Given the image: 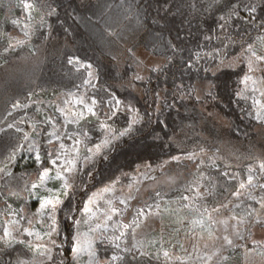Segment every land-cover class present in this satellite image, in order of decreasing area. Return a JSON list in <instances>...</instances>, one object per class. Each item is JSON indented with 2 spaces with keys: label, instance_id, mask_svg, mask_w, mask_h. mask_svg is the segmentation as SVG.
Here are the masks:
<instances>
[{
  "label": "trees",
  "instance_id": "trees-1",
  "mask_svg": "<svg viewBox=\"0 0 264 264\" xmlns=\"http://www.w3.org/2000/svg\"><path fill=\"white\" fill-rule=\"evenodd\" d=\"M24 2L33 5L44 25L37 27L31 44L9 51L17 42L9 36L12 21L23 14ZM50 10L55 14L48 15ZM262 34L264 0H0V123L31 96L75 89L78 73L70 58L95 68L92 96L120 102L108 121L115 132L127 129L133 118L140 121L77 175L57 212L62 247L45 264H72L77 222L98 189L177 155L213 149L223 137L249 155L264 149L258 142L259 136L264 142V128L257 129L236 95L247 65H234ZM139 49L163 60L162 65L144 73L135 57ZM88 132L89 144L102 139L95 122L88 124ZM21 138L14 131L0 133V160L17 154ZM47 151L42 148L45 159L39 166L28 162L14 175L39 173L49 165ZM202 171L213 180L212 198L224 193L221 170ZM183 191L181 186L173 195ZM255 209L253 204L241 214L249 218ZM97 251L101 259H110L107 264H156L147 258L133 261L127 254L125 261H112L122 252L111 245H99ZM26 255L23 246L2 249L0 264H18Z\"/></svg>",
  "mask_w": 264,
  "mask_h": 264
},
{
  "label": "rangeland",
  "instance_id": "rangeland-1",
  "mask_svg": "<svg viewBox=\"0 0 264 264\" xmlns=\"http://www.w3.org/2000/svg\"><path fill=\"white\" fill-rule=\"evenodd\" d=\"M14 21L15 23H13ZM42 21L41 18H36L33 7L24 8L21 17L12 21L13 27L9 36H14L17 42L10 45L8 50L31 44L37 27L44 25ZM261 37H264V34L251 44L258 54H264V41L260 39ZM248 47L241 51L238 59L234 62L235 67L247 65L249 54L245 52V49ZM135 57L144 73L149 68L159 67L163 63V60L150 56L143 49L137 50ZM78 60L84 65H89ZM69 65L78 73V84L75 89L64 90L50 96L42 94L31 96L26 104L29 107H25V105L13 106L9 111L12 115H9L8 112L0 123V133L14 131L22 134L17 154L8 162L0 160V237H3L4 227H11L10 221L13 220H19L16 227L28 228L34 233L38 232L42 237L38 240L35 235L26 236L21 231L13 233L15 239L12 237L0 239V250H7L15 246L25 248L28 255L19 259L18 264H45L49 260L41 253L51 249L53 256L55 250L62 247L59 233H54L51 238L56 241L57 246L55 247L51 244L49 236L45 234L50 230L49 226L52 221L48 218V210H43L42 216L39 214L41 212L40 202L41 199L52 196L64 201L68 196L61 195L64 190L60 187V181L57 180H47L43 186L32 188L33 184H41L39 176L44 168L39 173L14 175L17 168L28 162L40 165L35 161V154L27 151L31 140H35L40 145L41 155L44 147L48 151L54 150L58 145L46 143L47 133L53 130L48 120L51 118L56 122V127L61 128L63 132L64 116L67 115L71 119V113L80 110L81 106L74 104V100L80 97L89 103L91 99L97 101V115L91 116L85 112V119L81 120L79 124L74 123L67 126L69 132L80 133L79 139L83 141L78 145L81 159L84 155L90 154L87 149L95 150L96 145H101L109 132L117 133L110 127L108 121L112 112L117 113L118 111L119 105L116 103L118 100L102 99L100 101L91 95L97 82V72L94 67L90 65V68H80L78 65ZM260 67L264 68V65H260ZM89 71L93 73L91 77L88 75ZM246 73L256 80L264 79V72L259 68L254 72H248L247 67ZM88 80H91V83H88ZM241 80L238 90L244 88ZM249 88H251L250 82ZM246 95L249 96V99L241 100L239 98L243 103V110L247 112L249 119L257 123V129H263L264 123L255 119L256 106L253 105L252 98L260 99L264 103V97L251 91ZM58 108L63 111H57ZM92 122L96 123L98 132L102 134V139L97 144L88 143V140L92 138L88 132V124ZM9 124L13 127L9 128ZM102 125L104 127H101ZM17 127L21 129L20 132L16 131ZM25 133L29 134V141L24 139ZM85 133L87 136L84 135ZM217 141L221 145L213 149L177 155L175 157H179V161L171 158L156 168L142 169L93 192L84 204L83 215L77 222V238H79L81 246L87 249L89 241L100 236L99 231L89 232V229H95L99 223L102 230L106 214H112L109 209L114 208L115 214L111 221H107L108 231L105 235L113 237L114 242L119 243L121 248L126 243L130 247L135 241H143L142 251L147 252L148 255L141 256L139 252H136L137 259L147 258L156 264H264V207L255 200L248 199V192L251 191V188L248 185L249 174L247 171L249 167L258 169V166L264 163V149L255 148L254 153L249 155V152L246 153L247 151L240 146L229 143L224 137L223 140ZM63 142L69 150L73 148V140L64 139ZM258 142L264 144L261 136H259ZM107 149L103 148L101 154ZM72 154L74 153H70L69 159ZM188 156H192L193 159H186ZM86 166L78 165L79 172ZM59 167H66L63 159L59 166H53L50 163L47 166L50 175H55ZM210 167L215 171L221 170L222 176L226 180L225 183H227L222 184V187H225L224 193L213 198L214 184H210L213 180L202 171L208 170ZM8 172L12 174L8 175ZM79 172L64 173L72 182V186ZM233 176L237 179L233 180ZM240 183H244L243 189L239 187ZM252 183L256 185L253 195L259 200L261 196H264V189L259 188V185L264 183V174L257 170ZM181 186L184 191L181 194L173 195ZM238 193L239 195H237ZM130 196L135 199H129ZM182 197H187V199H182ZM90 198L93 200L91 204H89ZM120 199H127L128 203L121 204ZM109 200L113 202L111 205L108 203ZM253 204L256 209L252 216L249 218L242 216L241 211L245 209L249 212ZM61 205L56 207L55 212L57 231H59L57 212ZM237 205L239 206L237 207ZM86 207H91L95 215L85 212ZM20 209H24V211L21 212ZM141 210L143 215L138 216L137 213ZM201 218L204 220L203 226L193 225L194 219ZM257 219L260 221L259 223L256 222ZM29 220H31V224H29ZM120 224L128 225V227H120ZM113 225H116L115 229ZM86 232L88 236L83 235ZM121 232L125 235L116 240L115 237L120 236ZM225 236L232 241V244L227 243L224 239ZM76 245L77 240L74 247ZM99 245L104 248L110 245L114 247L108 241L100 243L99 239H95V257L89 256L87 250L80 253L73 251L71 263L107 264L110 259L98 257L97 247ZM164 251L170 254L168 258L164 257ZM121 255H125V253L122 252Z\"/></svg>",
  "mask_w": 264,
  "mask_h": 264
},
{
  "label": "snow or ice",
  "instance_id": "snow-or-ice-1",
  "mask_svg": "<svg viewBox=\"0 0 264 264\" xmlns=\"http://www.w3.org/2000/svg\"><path fill=\"white\" fill-rule=\"evenodd\" d=\"M23 7L25 9H30L33 7V5L24 2L23 3ZM235 6H233L234 8ZM246 7H249L246 5ZM250 11L254 12L255 11V7L251 6L250 7ZM55 12L50 10L48 15H54ZM221 19H225L224 17H221ZM44 22V21H42ZM15 23V21L13 22ZM26 35L28 33H25ZM262 41H264V37L260 38ZM245 52H247L249 55L247 57V67H248V72H254L256 71L258 68L260 71L264 72V68L260 67V65H264V54H258V52L255 50V48L252 45H249V47L247 49H245ZM69 64H74V65H78L80 68H90V65H84L82 64L78 59H72L70 58L68 60ZM89 77H91L93 75V73L91 71L88 72ZM88 83H91V80L87 81ZM249 82L251 83V88H249ZM241 83L244 85L243 89H239L236 92V95L241 99V100H247L249 99V96L246 95L247 92L251 91L253 93H259V95L261 97H264V79L261 80H256L253 79L251 75H248L247 73L244 75L243 79L241 80ZM260 85V86H257ZM210 94V93H209ZM65 103H68V101H65ZM117 105H119V101L116 102ZM252 103L253 105L256 106V113H255V119L258 122L264 123V103L261 102L260 99H256L255 97L252 98ZM74 104L75 105H79L81 106L80 110L78 111H74L71 113L72 118L69 119L67 115L64 116V124L62 125L63 128V132L61 130V128H57L56 127V122H54L53 120H51V118L48 120V123L51 124L52 126V131L47 133L48 139L46 141V143L48 145H58L54 150H49L47 151V158H48V162L53 165V166H59L60 161L63 159L64 161V165L66 167H59V170H57L55 172V175H50L49 173V169L47 167L44 168L43 172L40 174L39 179L41 181V184H33L32 188H39L41 186H43L44 182L47 180H57L60 181V187L64 190L61 195L67 196L69 195V189L72 187V182L70 181V179L64 175L65 172L68 173H78L79 172V168L78 165H94L96 162V157L101 155V150L103 148H111L114 146L115 142L118 141L120 138L125 137L127 135H129V133L132 131V125L139 123V119L137 118H133V120L131 121V123L129 124L128 128L123 130V131H119L118 133H112L109 132L108 135L105 137L103 143L101 145H96L95 150L93 149H87V152L90 153L89 155H84L83 158L81 159V154H80V149L78 147V145H80L81 143H83V141L81 139H79L80 133L79 132H69L67 130V126L71 125V124H79L81 120L85 119V112H87L88 114H90L91 116H95L97 115L96 112V106H97V101L95 99H91L90 103L86 102L85 99L83 97L80 98H76L74 100ZM19 107V106H16ZM25 107H29L28 105H25ZM57 111H63L62 109H57ZM9 115H12L11 112L8 113ZM115 112H112V115H115ZM9 128L13 127V125L9 124L8 125ZM101 127H104L103 125ZM17 132H20L21 129L19 127L16 128ZM35 131V129H34ZM85 136H87V134H84ZM24 139L26 141L30 140V136L29 134L25 133L24 134ZM64 139H68V140H73L74 141V145L73 148L71 150H69L67 148V146L65 145V143L63 142ZM27 151L29 152H33L35 154V161L38 164H41L44 162L45 157H43L41 155V150H40V145L35 141V140H31V142L28 144L27 147ZM70 153H74L71 155V159H69V155ZM104 159H107V155H104L103 157ZM174 160L179 161V157H173ZM186 159L192 160L193 157L192 156H188L186 157ZM257 170L261 173L264 174V163H261L258 166V169L256 168H252L249 167L247 169L248 171V185L251 188V191L248 192V199L249 200H255L257 203L261 204L262 207H264V196H261L259 200H257L256 196L253 195V192L255 191L256 185H254L253 179H254V173L257 172ZM8 175H11V172L7 173ZM233 180L237 179V177L233 176L232 177ZM239 187L241 189H243L245 187L244 183H240ZM260 189H264V183L259 185ZM239 195V193L237 194ZM129 199H135V197H129ZM182 199H187V197H182ZM93 202L92 198L89 199V204H91ZM63 201L60 200L58 197L56 196H52L51 198H46V199H41L40 202V209L41 212L39 213L41 216L43 215V210H48V218L52 221V224L49 226L50 230L45 233L47 236H49L50 240H51V244L55 247L56 245V241L55 239H51L53 234H58L57 228H56V221H55V212H56V207L60 204H62ZM109 205H111L113 202L111 200L108 201ZM120 203L121 204H127L128 200L127 199H120ZM49 206H51L49 208ZM239 205H237L238 207ZM159 207V206H157ZM21 212L24 211V209H20ZM109 211L112 214H106L105 217V223L103 225V228L101 230V225L98 223L97 227L95 229H89V232H100V236L95 238V239H99L100 243H103L104 241H108L109 243H112L114 248L117 249L120 252H123L125 254L131 255L132 260L135 261L136 260V252H139V254L141 256H146L148 255L147 252L142 251V249L144 248V242L143 241H135L131 244L130 247L126 245L121 248V245L119 243H115L113 240V237L111 236H106L105 233H107L108 231V226H107V221H111L112 220V216L113 214H115V209L114 208H110ZM85 212L91 214V215H95V213H93V210L91 207H86L85 208ZM137 215H143V211H139L137 213ZM257 223H259L260 221L257 219L256 220ZM85 223H87V221H85ZM119 224V222H117ZM135 223V221H134ZM193 225H201L203 226L204 224V220L203 218L201 219H194L192 221ZM19 224V220H13L10 221V225L11 227H4L3 229V237H0V239L6 238V237H12L13 239H15V236L13 235L14 232H23L26 236H32L35 235L36 238L42 239V237L40 236V234L38 232H33L28 228H24V229H20L18 227H16ZM29 224H31V220H29ZM116 225H113V228L115 229ZM120 227H128V225H123L120 224ZM84 236H88V233H83ZM125 234L123 232H121L120 236L115 237L116 240H119L122 236H124ZM242 238V237H241ZM95 239L90 240L89 244H88V248L85 249L84 247L81 246V242L79 240V238H77V245L76 247L73 248V251L76 253H80L83 251H88L89 256L95 257L96 253L94 251V244H95ZM133 239H135L133 237ZM224 239L227 241L228 244H232V241L229 240L226 236L224 237ZM20 243H23V241H20ZM41 255H44L47 257V259L49 261H54V257L51 255V249H47L45 252H42ZM163 255L165 258L169 257V253L167 251L163 252ZM112 261H125L126 260V256L123 255H113L111 257ZM128 264H131V262L129 261ZM137 264H139V262L137 261Z\"/></svg>",
  "mask_w": 264,
  "mask_h": 264
}]
</instances>
